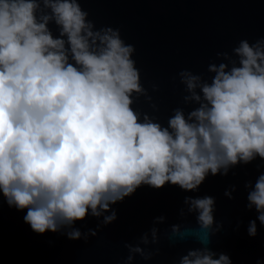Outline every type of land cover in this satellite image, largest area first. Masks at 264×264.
Listing matches in <instances>:
<instances>
[{
  "label": "clouds",
  "instance_id": "clouds-1",
  "mask_svg": "<svg viewBox=\"0 0 264 264\" xmlns=\"http://www.w3.org/2000/svg\"><path fill=\"white\" fill-rule=\"evenodd\" d=\"M134 53L118 29H97L78 0H0V194L26 212L33 233L86 242L74 225L89 216L112 224L113 206L141 187L195 191L209 175L264 161V38L241 40L230 69L210 65V83L181 71L199 107L187 116L176 109L167 126L133 107L147 96ZM245 187L246 207L256 213L247 233L255 238L257 221L264 228V173ZM186 202L198 230L173 226V235L195 237L202 247L178 264H232L207 246L215 199ZM151 235L156 242L157 230ZM148 243L145 235L141 244ZM125 247L126 264L151 258L139 244Z\"/></svg>",
  "mask_w": 264,
  "mask_h": 264
},
{
  "label": "water",
  "instance_id": "water-1",
  "mask_svg": "<svg viewBox=\"0 0 264 264\" xmlns=\"http://www.w3.org/2000/svg\"><path fill=\"white\" fill-rule=\"evenodd\" d=\"M78 2L97 29H118L124 42L134 46L133 59L147 96L139 97L133 107L164 126L176 109L187 116L199 107L181 82V71H190L210 83L215 75L209 71L210 65L224 63L230 69L238 60L234 49L241 40L254 43L264 38V0ZM48 27L58 38L55 23ZM261 173L264 161L257 158L230 169L227 176L209 175L195 191L171 185L159 190L141 187L131 198L113 206L117 219L112 224L104 226L103 217L91 216L77 222L74 227L87 236L86 242L71 241L62 233H33L23 222L26 212L9 208L0 194V264H126V244H139L151 256L145 260L136 255L133 264H178L189 250L202 245L192 236H174L172 228L198 230L197 214L189 211L186 201L205 196L215 199L214 234L207 246L228 254L232 264H256L257 259H264V228L257 221V236H248V224L256 219V213L246 207L245 185L254 186ZM153 229L157 230L156 242L152 240ZM89 230H95L96 235H90ZM145 235L147 245L141 244Z\"/></svg>",
  "mask_w": 264,
  "mask_h": 264
}]
</instances>
